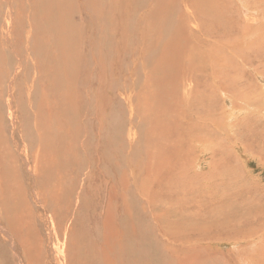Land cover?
<instances>
[{
  "label": "rangeland",
  "instance_id": "obj_1",
  "mask_svg": "<svg viewBox=\"0 0 264 264\" xmlns=\"http://www.w3.org/2000/svg\"><path fill=\"white\" fill-rule=\"evenodd\" d=\"M89 1L67 0L65 12H74L56 23L52 0L49 7L43 0H0V38L12 49L11 72L0 79V143L15 152L16 138V147L33 153L29 162L37 164V172L28 171L18 157L24 173L19 169L16 192L33 200L25 208L32 216L30 242L44 245L45 264H64L67 257L69 264H155L160 258V264H264V0H230L218 20L200 9L182 34L168 28L179 38L154 68L160 74L153 69L162 61H154L155 37L163 36L162 10L175 4L160 10L154 0H140L146 8L132 0L135 10L159 15L146 17L154 27L158 20L153 32L146 24L147 33L135 35L129 21L125 31L116 27L100 36L92 27L98 9ZM61 24L62 33H71L68 67L76 72L66 78L78 81L79 93L56 83L61 75L55 72L65 65L52 45ZM67 90L77 93L78 106L71 96L59 101ZM64 107L72 112L67 117ZM57 123L77 133L60 136ZM6 156L0 152L1 163L8 164ZM49 188L58 197L44 209L34 193L53 192ZM107 217L112 241L109 225L103 226Z\"/></svg>",
  "mask_w": 264,
  "mask_h": 264
},
{
  "label": "bare ground",
  "instance_id": "obj_2",
  "mask_svg": "<svg viewBox=\"0 0 264 264\" xmlns=\"http://www.w3.org/2000/svg\"><path fill=\"white\" fill-rule=\"evenodd\" d=\"M41 1V0H40ZM75 1V0H74ZM89 1V0H87ZM143 1V0H142ZM142 1L140 0H136L135 1V5H136V2H141L138 3L140 5H142ZM148 1V0H145V2ZM43 2L46 4L47 7H49V0H43ZM43 2H40V3H43ZM48 2V4L46 3ZM51 2V1H50ZM70 2V1H69ZM90 2V1H89ZM93 3L95 4V7L98 9V10H94L93 13H92V18L95 20H92L94 23L92 24V27L93 29H95L94 31L96 30H99L100 33V36H105V32L107 31L109 33V35H112V33H115L116 32V27H118L117 30H121L123 29L124 31L126 30L127 27H129V21L131 22V24L134 25V29H135V35H141V36H144L145 33H147V31L145 32V27L148 26V30L149 31H152L154 30V28L157 26V21H156V26L154 27L152 21H150L149 19H146V17L148 18H151V16H155V13H153V15L150 16V13L152 12V10H150L149 12L146 10H144V6H146L145 4L142 5V7H144L142 10H141V6L140 7H137V8H140L139 10H135V6H132V0H94ZM103 3H108L105 7L103 6ZM230 3V0H154V5L157 9H160L162 10L163 7H167L169 5V7L171 6V4H175L174 6V9L170 10V11H166L164 10L165 12H163L162 10V13L160 11V16L163 18V21H159L160 22V25L158 27H162L163 26V36L159 35L158 38L155 37L156 39V44L155 46L158 48V57L156 59H154V61H158L160 58L161 60L163 58H165V55L166 54H170L174 44H175V41L179 38L178 37V33H183V31L185 30L186 25L187 23L189 22V20L191 21H194L195 20V23L197 21V16L199 15H202L203 13L201 12L200 9H202L204 11V13L206 14V16H212V17H215V20L219 19L221 16H222V13L221 10L224 9L229 5ZM68 3H67V0H52V11H51V14L54 16V17H50L54 22L56 23H63L64 18L67 17L68 15H71L72 12L74 11H70V12H65V11H68V6H66ZM72 4V3H71ZM69 4L70 7H72V5ZM151 4V3H150ZM51 5V4H50ZM87 5V4H86ZM86 5H83V7H85ZM91 5V4H90ZM88 5V6H90ZM78 6V5H77ZM139 6V5H138ZM43 7V6H42ZM74 7V6H73ZM255 7V6H254ZM1 8V7H0ZM155 8V9H156ZM7 9V8H6ZM40 9V8H39ZM79 9V8H78ZM149 9V7H148ZM153 9V7H152ZM155 9L153 12H155ZM167 9V8H166ZM207 11V10H209ZM212 9V10H211ZM256 9V8H255ZM253 7H252V13H254L255 10ZM43 10V9H42ZM45 10H47L45 8ZM75 10H77L75 8ZM80 10V9H79ZM82 10V9H81ZM87 10V9H86ZM106 10L108 11L106 13ZM135 10V11H134ZM7 11V10H6ZM5 11V12H6ZM89 11V10H88ZM159 11V10H158ZM55 12V13H54ZM81 12V11H79ZM86 12V11H85ZM256 13V12H255ZM261 13V12H260ZM77 14H78V11H77ZM90 14V13H89ZM107 15H110L107 19ZM252 15L253 14H250V13H247L245 16L246 17H249L250 19L252 18ZM5 16V15H4ZM85 16V15H84ZM11 17V16H10ZM88 17V16H87ZM133 18V19H130L129 18ZM158 19H159V15L156 13V16ZM225 17V16H224ZM5 18V17H4ZM90 18V17H88ZM202 18V17H201ZM6 19V18H5ZM155 19V18H154ZM214 19V18H213ZM40 22H42V25L44 24H47L45 18H42L40 17L39 18ZM51 20V21H52ZM162 20V19H161ZM246 20H249L248 18H246ZM252 20V19H251ZM52 21V22H53ZM89 21V20H88ZM154 22V21H153ZM215 22V21H214ZM155 23V22H154ZM190 23V22H189ZM221 23V22H220ZM11 24V23H10ZM9 24V25H10ZM147 24V26H145ZM215 24V23H214ZM225 24V23H224ZM6 25H8L6 23ZM191 25V24H190ZM210 25V24H209ZM216 25V24H215ZM171 26H173V30L174 29H178L177 32L173 33V30L170 31L171 33H169L167 30L168 28H171ZM193 26V24H192ZM191 26V27H192ZM195 26H197L195 24ZM219 24L217 25V28H215L216 30L220 29L221 27H218ZM221 26L223 27L222 23H221ZM11 27V25H10ZM4 28V27H2ZM9 28V27H8ZM7 28V29H8ZM46 32H50L51 29L49 28V26H45L44 27ZM53 28V27H52ZM58 28V27H57ZM60 30H59V33L57 35V39H56V43L53 41V39L51 41H53L52 45L53 44H56L55 47L57 48L56 51H59V53L61 55H59L58 53L56 55H54L55 57H60L59 61H61V63L63 62V64L65 63V65H63L62 69L60 68L56 70L55 72V77L58 76V72L59 74L61 75V77H57V80H56V83L57 85L60 84V81H63L67 84V86L71 89V94L75 93V90L76 89H79V85L77 86V82H75V78L73 80V82H69L67 80V75L70 76V77H74L76 75V72H75V75L72 76V71H69L70 70V67H68L70 61H71V56L72 54H70L69 52H67V46L69 45V36H71V33L68 35V31L64 30L62 33V30H63V24L60 25ZM226 28V27H225ZM6 30V28H4ZM56 30V29H55ZM158 30V29H157ZM160 30V29H159ZM11 30L9 29V33L7 35V43L8 42V37L10 35V32ZM14 31V30H13ZM123 31V32H124ZM161 31V30H160ZM7 32V31H6ZM55 32V31H54ZM98 32V31H96ZM111 32V33H110ZM122 32V31H121ZM151 32V33H152ZM51 33V32H50ZM149 33V32H148ZM149 33V34H151ZM160 33V32H159ZM173 33V34H172ZM133 34V36H135ZM148 34V35H149ZM162 34V33H161ZM155 35V34H154ZM240 35V34H239ZM4 36V35H3ZM152 36V35H151ZM243 36V34H242ZM35 37V36H34ZM154 36H152L153 38ZM182 37V36H181ZM37 38V37H35ZM33 38L34 40H38V39H35ZM49 37L46 36L45 39H47ZM52 38V37H51ZM138 38V37H136ZM147 38V36L145 37ZM149 38V37H148ZM133 39V38H132ZM32 40V39H31ZM50 40V39H48ZM152 40V39H151ZM143 41V40H142ZM35 42V41H34ZM136 42V41H135ZM139 42V41H138ZM153 42V41H152ZM243 42V41H242ZM26 43H27V39H26ZM154 43V42H153ZM244 43V42H243ZM139 45V44H138ZM11 46V45H10ZM34 46V45H33ZM137 47V46H136ZM135 47V48H136ZM9 48V47H8ZM11 48V47H10ZM0 49L2 50V57H0V79L4 78V77H8L10 72H11V64H12V60H11V57L9 56V54H12V52L10 50L7 49L6 47V43L0 38ZM137 49V48H136ZM175 50V49H174ZM162 51V53H161ZM175 52V51H174ZM98 53V52H97ZM111 53V52H110ZM76 55V54H75ZM146 56L148 57L149 56V53H146ZM55 60H57L58 58H55ZM150 57V56H149ZM78 58V57H77ZM171 58V57H170ZM102 62V61H101ZM119 62L121 63V61L119 60ZM161 63H163V60L156 63L155 66L153 67V69L155 67H157L158 65H161ZM101 66V65H100ZM104 66V65H102ZM104 68V67H103ZM120 68V67H119ZM109 70V68H108ZM120 70V69H118ZM156 72H158L160 74L159 71H157L156 69H154ZM45 72V71H44ZM79 74V73H78ZM77 74V77H80L79 75ZM87 77V76H86ZM99 78V77H98ZM70 79V78H69ZM192 80V79H191ZM79 82L81 83V80H79ZM100 82V81H99ZM79 84V83H78ZM82 84V83H81ZM80 84V86H81ZM103 84V83H102ZM187 84V83H186ZM189 84V83H188ZM48 85V84H47ZM54 85V84H53ZM56 85V84H55ZM62 85V84H61ZM190 85V84H189ZM64 86V85H63ZM48 87V86H47ZM193 87V86H192ZM197 87V86H196ZM49 88V87H48ZM65 88V87H64ZM84 89V88H82ZM187 89V88H186ZM189 89V88H188ZM49 90H51L49 88ZM62 90V89H61ZM60 90V91H61ZM59 91V90H57ZM63 91V90H62ZM80 89L77 90V93H79ZM52 93V91H49ZM49 92H47L48 95ZM73 92V93H72ZM132 92V91H130ZM56 92H53V94H55ZM66 98L61 96L59 97V101L63 100V98L66 100L68 98V96H71L69 94V90L66 91ZM77 93L76 95L73 97V95L71 97H73V100L74 101V104H76L78 106V104L76 102L77 100ZM5 94V89L0 87V97H2V95L4 96ZM60 94V93H59ZM63 94V93H62ZM57 95V94H55ZM134 95V94H133ZM88 97V96H87ZM192 97V96H191ZM2 99V98H1ZM0 99V100H1ZM4 99V98H3ZM2 99V100H3ZM53 99V98H51ZM130 99V98H129ZM193 99V97H192ZM54 100V99H53ZM7 101L9 103H11V99L10 98H7ZM55 101V100H54ZM52 101V102H54ZM127 101V100H126ZM6 102V101H5ZM50 102V101H49ZM51 102V103H52ZM63 102V101H62ZM51 103H47L46 104V107L47 108H51V110H53V106ZM61 103V102H60ZM65 104V101L63 102ZM70 103H72L71 101H68L67 105H70ZM6 104V103H5ZM57 106H58V103H56ZM1 105V104H0ZM44 106V105H43ZM61 106V105H60ZM64 106V105H62ZM75 106V108L77 107ZM152 106V105H151ZM71 108V105L69 106ZM74 107V106H73ZM204 107V106H203ZM60 107L58 106L57 109H59ZM63 108V107H61ZM75 108L72 110H75ZM7 109H11L10 107V104H8V108ZM62 110V109H61ZM60 110V111H61ZM67 111L68 108L66 109L64 107V111ZM56 111V110H55ZM58 111V110H57ZM69 111V110H68ZM67 111V112H68ZM59 112V111H58ZM63 112V111H61ZM53 113V112H52ZM51 113V114H52ZM66 113V112H65ZM69 113H72V112H68L65 114V117H67L66 115L69 114ZM57 114V113H56ZM59 114V113H58ZM57 114V115H58ZM76 114V113H75ZM56 115V116H57ZM60 115V114H59ZM58 115V116H59ZM62 115V114H61ZM74 115V113H73ZM77 115V114H76ZM64 116V115H62ZM79 117L81 115H78ZM87 116H88V113H87ZM72 117V116H71ZM8 118L10 120H13L14 121V124H15V119L12 117V113L9 111V114H8ZM64 118V117H63ZM76 118L73 117L71 120L73 121V119ZM1 120V119H0ZM2 123V122H1ZM0 123V124H1ZM2 125V124H1ZM0 125V132L3 128V125L1 127ZM71 125V124H70ZM51 126V124L49 125ZM57 127L59 126V135L60 136H64L65 134H72V136H74L75 134H73L75 131H73L71 128H69V131H67V126L68 124L66 125L65 123H62L61 125L57 123L56 125ZM74 128V127H73ZM193 129V128H192ZM201 129V128H200ZM58 132V131H57ZM82 132V131H81ZM56 132L54 131V134ZM77 133V131H76ZM3 134V133H2ZM4 135V134H3ZM15 135L13 134V137ZM55 136V135H54ZM67 136V137H68ZM158 136V135H157ZM57 137V135L55 136ZM54 137V138H55ZM66 137V136H65ZM18 138V137H17ZM69 138V137H68ZM71 138V137H70ZM56 139V138H55ZM59 139V137H58ZM57 139V140H58ZM63 139V138H62ZM56 140V141H57ZM69 140V139H68ZM60 143L62 140H59ZM66 141V140H64ZM55 142V141H54ZM53 142V143H54ZM67 142V141H66ZM203 142V141H202ZM14 145L17 146V141H16V138H14ZM56 143V142H55ZM65 143V142H64ZM41 144V143H40ZM62 144V143H61ZM204 144V143H203ZM3 145V147L1 146ZM8 145V144H6ZM6 145L4 144H1L0 143V152L1 153H7V156H6V160L8 161V164L6 163H1V160L0 159V264H32L33 261H38L40 260V262H42L43 264L47 263V260L45 259L48 251L44 249V245L42 243H38V241L36 240V242L34 241V244L35 246H37L36 248H34V244H32L30 242V230H31V214L25 209L28 207V203L29 201L33 203V200L30 198L28 199H24V198H21L19 196V194L16 192L17 191V187L20 186V183L19 181H21V179H19L20 177V171L19 169H21V174L23 176V169H22V166L24 167V163H19L20 162V159L18 161V157L26 163L27 166V170L28 171H31V167H35L37 164L32 162V164L29 162V156H32V154L28 153L29 151L24 148L22 149L21 147H16L14 146L13 149L15 152H13L12 150L9 151V147H7ZM55 145V144H54ZM64 145V144H63ZM62 145V146H63ZM74 145V144H73ZM25 146V145H24ZM23 147V146H22ZM26 147V146H25ZM11 148V147H10ZM65 148V147H64ZM2 149V150H1ZM29 149V148H28ZM46 149V148H45ZM69 150L71 148H68ZM67 149V150H68ZM206 149V148H205ZM66 150V151H67ZM23 151V152H22ZM26 151V152H25ZM36 150H34L35 152ZM38 151V150H37ZM62 153L65 152V150L61 151ZM107 152V151H106ZM166 152V151H165ZM108 153V152H107ZM15 154V156H14ZM30 154V155H28ZM98 156V155H97ZM107 156V155H106ZM169 156V155H168ZM167 156V157H168ZM176 156V155H175ZM174 156V157H175ZM34 157V161H37L38 158H39V155L38 153L34 154L33 155ZM109 157V156H108ZM166 157V156H165ZM179 157V156H178ZM169 159V158H168ZM175 159V158H174ZM78 160V159H77ZM76 160V161H77ZM106 160V159H105ZM69 161V160H68ZM165 161V160H164ZM168 162V161H167ZM185 162V161H184ZM74 163V162H73ZM22 164V165H21ZM29 164V165H28ZM9 165H11L13 171L11 169H9ZM25 165V166H26ZM59 166V164H57ZM62 165V164H60ZM64 165H62L61 167H63ZM166 166V165H165ZM60 169V167H59ZM58 169V170H59ZM73 169V168H72ZM193 169V168H192ZM37 167L33 168V171H36L37 172ZM63 170V169H62ZM75 169H73L74 171ZM8 171V172H7ZM57 171V170H56ZM76 172V171H75ZM62 173V172H61ZM60 174V173H59ZM58 174V176H59ZM63 174V173H62ZM39 175V174H38ZM66 175V174H65ZM53 176V175H52ZM25 177V175H24ZM30 177V176H29ZM68 177V176H67ZM159 177V176H158ZM163 177V176H162ZM76 178V177H75ZM184 178V177H183ZM31 179V178H30ZM33 179V178H32ZM31 179V180H32ZM35 179V178H34ZM33 179V180H34ZM61 180V179H60ZM30 182V181H29ZM22 183V182H21ZM38 183V182H37ZM110 183V182H109ZM108 183V184H109ZM39 184V183H38ZM47 184V183H46ZM69 184V183H68ZM40 185V184H39ZM169 186V185H168ZM32 189V187H31ZM50 190H54L55 189H52V188H49ZM60 190V189H59ZM50 192V191H45L43 192V194L41 196H38L34 193L35 195V203H39L41 204L42 207H45L44 204L48 205L47 203V200L48 199H54V198H57L58 196L56 195L55 192ZM32 194V193H31ZM51 195V196H49ZM84 195V194H83ZM29 197V196H28ZM72 198V197H71ZM202 198V197H201ZM50 205V204H49ZM52 205V204H51ZM54 205V204H53ZM47 207H50L52 209V206H47ZM60 208V207H59ZM221 208V207H220ZM234 211V210H233ZM41 212V211H40ZM51 212V211H50ZM125 212V211H124ZM45 213H47V210L45 211ZM78 213V212H77ZM126 213V212H125ZM53 215V214H52ZM222 215V214H221ZM223 217V216H222ZM229 218V217H228ZM230 220V219H229ZM228 220V221H229ZM52 223V222H51ZM225 224V223H224ZM109 225V226H108ZM207 225V224H206ZM228 225V224H227ZM103 226L104 227H107L108 226V232L107 234H109L110 238H111V241H112V229L111 226H110V220L109 218H104V221H103ZM35 228V227H34ZM34 230V229H33ZM38 233V232H37ZM183 233V232H182ZM104 235H106L105 233H103ZM176 235V234H175ZM106 238V237H105ZM109 237H107V245H111L112 247L115 246V242L114 244L111 243V241L108 240ZM171 238V237H170ZM37 239V238H36ZM145 239V238H144ZM193 239V238H192ZM104 240V239H103ZM177 240V239H176ZM251 240V239H250ZM106 241V240H104ZM121 242V241H120ZM146 240H141V243H145L146 244ZM172 242V241H171ZM118 243V242H117ZM140 243V244H141ZM180 243V242H179ZM171 244V243H170ZM63 245V244H62ZM119 245V244H118ZM150 245V244H149ZM238 245V244H237ZM69 246V245H68ZM75 246V245H74ZM165 246V245H164ZM172 246V245H171ZM122 248V250L124 249L123 246H120ZM120 247L117 249H120ZM52 248V247H51ZM68 248V247H67ZM104 248V247H103ZM136 248V247H135ZM105 249V248H104ZM113 249V248H112ZM175 249V248H174ZM69 250V249H68ZM106 250V249H105ZM171 250V249H170ZM182 250V249H181ZM238 250V249H237ZM76 251V250H75ZM118 251V250H117ZM142 251V250H141ZM185 250H182L181 252H183ZM67 252V251H65ZM135 252L136 254V251H133ZM139 252V251H138ZM179 253V252H178ZM65 254V253H64ZM152 254V253H151ZM141 255V254H140ZM160 255V254H159ZM180 255V254H179ZM179 259H181V255L179 256ZM184 255V254H183ZM182 255V256H183ZM161 256V255H160ZM159 256V257H160ZM185 257V256H184ZM155 258V257H154ZM167 258V257H166ZM170 259V258H169ZM185 259V258H183ZM155 260V259H154ZM139 261V260H138ZM174 261V260H173ZM181 262V261H180ZM34 263V262H33ZM69 264L70 261H69V257H67V261L66 263L64 262V264ZM162 263V258L159 259V262L158 263H155V264H160ZM182 263V262H181ZM38 264V263H37ZM41 264V263H40ZM166 264V263H165ZM180 264V263H179ZM184 264V263H183Z\"/></svg>",
  "mask_w": 264,
  "mask_h": 264
}]
</instances>
